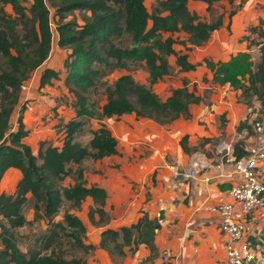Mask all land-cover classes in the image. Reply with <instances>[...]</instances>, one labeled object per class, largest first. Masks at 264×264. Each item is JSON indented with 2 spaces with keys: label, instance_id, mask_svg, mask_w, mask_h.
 <instances>
[{
  "label": "trees",
  "instance_id": "trees-1",
  "mask_svg": "<svg viewBox=\"0 0 264 264\" xmlns=\"http://www.w3.org/2000/svg\"><path fill=\"white\" fill-rule=\"evenodd\" d=\"M201 1L207 3L206 9L210 12L212 4L221 0ZM188 2L156 0L149 10L144 0H0V179L9 167L21 171L14 191L0 192V264H88L87 257L94 244L83 241L86 226L81 218L69 208L63 212L62 220H54L53 216L63 199L70 202L69 207L77 209L89 195L95 204L89 210V217L94 221L96 212L100 221L105 219L106 190L86 184L81 162L116 153L117 140L105 124L91 131L87 143L75 139V134L90 118L134 112L137 116L166 123L188 115L189 104L200 99L194 90L183 84L174 88L166 99H161L151 86L171 72L169 54H175V63L181 70L193 69L199 64L189 62L186 52L174 49L173 44L181 40L173 36L175 32L184 31L190 44L201 45L223 24V13L204 18L191 10ZM236 10V7L231 8L228 16ZM262 23L261 18L259 24ZM53 26L57 44L69 49L63 63L64 83L74 95L76 116L64 124L66 134L62 145L42 140L35 154L23 141L26 130L21 116L14 128L10 117L18 102L21 84L49 55ZM257 27L251 25L249 31ZM259 35L263 36L258 42L261 58L255 69L248 50L231 54L227 60L204 58V63L212 71L213 82H228L240 89L247 101L255 95L263 102L264 31ZM251 44L252 39L249 47ZM138 66L148 72L149 84L133 77L132 71ZM116 69L126 72L111 83L103 79ZM57 76V71L45 68L40 85ZM99 85H104L106 93L101 110L96 99L90 97ZM242 143L238 141L234 146L236 156L246 154L240 146ZM181 144L186 148L185 137ZM72 164L77 166L73 171ZM68 176L73 177V182L65 184ZM30 196L34 209H43L48 227L40 237V248L24 251L18 243L17 229L28 222L23 205ZM159 227L158 218L144 213L129 225L104 228L99 245L113 256L124 255L125 246L134 251L140 243L147 245L152 253ZM61 234L72 236L76 245L83 246L84 257L66 258L58 252Z\"/></svg>",
  "mask_w": 264,
  "mask_h": 264
},
{
  "label": "crops",
  "instance_id": "crops-1",
  "mask_svg": "<svg viewBox=\"0 0 264 264\" xmlns=\"http://www.w3.org/2000/svg\"><path fill=\"white\" fill-rule=\"evenodd\" d=\"M219 2L212 7H217ZM254 2H246L231 17L220 8L218 13H223V24L214 29L201 45L190 44L184 31L173 34L181 39L173 44L174 49L179 53L186 52L189 62L199 64L193 69L181 70L175 63V54H169L171 72L151 86L161 99H166L174 88L183 84L194 90L200 99L189 104L188 115L159 123L131 112L90 118L84 124L83 129L88 125L90 134L105 124L117 140L116 153L91 159L90 168H84L86 184L106 190L105 219L100 221L96 213L94 223L83 218L88 207L93 205L89 195L81 203V210H72L86 226L83 241L94 244L87 257L88 264H229L225 260L224 236L218 227V213L210 207L239 180V176L232 173L229 163L222 168L208 164L213 160L214 146L220 139H231L240 132L244 143L252 139L250 120L259 110L257 106L260 107L261 101L255 95L247 101L241 90L228 82H213L212 71L204 63V58L227 60L238 51H250L249 41L253 36L247 27L255 24L259 15L264 16L263 10L251 11ZM188 4L200 15L207 13L204 1L189 0ZM6 9L9 10L10 6L7 5ZM68 52L69 49L57 44L56 36L46 60L26 80L28 87L21 90L10 117L14 128L18 116H21L26 130L23 141L35 154L42 140L62 145L66 134L64 124L76 116L74 95L64 83L66 68L63 63ZM45 68L57 71L58 76L40 85V76ZM121 70L117 71L119 75L126 72ZM135 71L132 75L136 81L149 84L145 69L140 80ZM103 100L99 110L106 98ZM183 137L186 148L181 144ZM192 160L197 161V173L195 177L185 179L180 172ZM261 167L264 171V160ZM20 176L18 168L9 167L0 179V192H13ZM144 213L158 218L160 223L154 235L155 249L152 253L144 243L134 251L125 246L122 256H113L100 247V233L104 228L129 225ZM253 220L255 233L252 239L260 250L257 261L250 264H264V209L256 212Z\"/></svg>",
  "mask_w": 264,
  "mask_h": 264
},
{
  "label": "built area",
  "instance_id": "built-area-1",
  "mask_svg": "<svg viewBox=\"0 0 264 264\" xmlns=\"http://www.w3.org/2000/svg\"><path fill=\"white\" fill-rule=\"evenodd\" d=\"M27 87L26 81L21 84V90ZM250 126L252 139L240 144L246 154H234V146L243 139L241 132L235 133L231 139L222 138L215 144L213 160L208 164L222 168L229 163L232 173L239 176V180L210 207L218 213V227L224 236L225 260L229 264L254 263L260 250L252 237L255 213L264 209V171L261 167L264 160V108L251 117ZM197 165V161L192 160L180 174L185 179L195 177Z\"/></svg>",
  "mask_w": 264,
  "mask_h": 264
},
{
  "label": "rangeland",
  "instance_id": "rangeland-1",
  "mask_svg": "<svg viewBox=\"0 0 264 264\" xmlns=\"http://www.w3.org/2000/svg\"><path fill=\"white\" fill-rule=\"evenodd\" d=\"M237 1L238 0H223L222 2L217 3V7H213L210 12L207 11V13H201V17H204V18L215 17V15L218 13L220 8L224 9L226 11V14L228 15L231 8L236 7L237 8L236 12H237L238 10H241L246 5V2L250 3L252 0H240V2H237ZM144 2L146 4L147 8L149 10H151L153 7V4L156 3V0H144ZM239 4H241L240 7H239ZM250 8H252L251 11H257L259 9L264 11V0H255V2L252 4V6ZM75 13H79V11L75 12ZM256 13H255V16H257ZM259 13L260 12H258V14ZM258 17H259L258 21L255 22V24H250L247 27V29H249V27L251 25H257L258 26L257 29L255 31H252L250 34L253 36L251 38L252 39V44H251L252 47L250 46L251 47L250 53H251V59H252V66L254 69L256 68L257 63L260 61V58H261V53H260V50L258 47V42L263 38V36L259 35V33H261V31H264V23L259 24V20L261 18L264 19V16L261 17V15H259ZM55 35H56V32H55L54 26H53L52 44H54V42H55ZM143 69H144L143 67L138 66L136 68V71L134 72L137 79H139V80L143 79V77H144ZM117 71H118L117 69L111 71L110 73L106 74L103 77V79H105L108 83H111L119 75V73ZM34 72H35V70L32 71V74ZM90 97L92 99H96V105L99 107V105L104 101L103 99L106 98V93L104 91V85H99L96 88V90L92 94H90ZM247 98H249V97H247ZM260 103H261L260 107L259 106H257V107L259 110H262L264 108V101L260 102ZM89 130H90L89 126L86 125V127L82 131L75 134V139L80 140L82 143H87L90 136H91ZM91 162H92L91 158L85 159L81 162V166H83L87 170L90 168ZM76 167H77L76 164H72L71 165L72 171L75 170ZM72 181H73V177L68 176L64 180V183L67 184V183H71ZM84 202H85V199H84ZM69 205H70V202H68V200L63 199L61 205L59 206V210L53 216V219L54 220H62L63 212L66 209H68V208L70 210L75 209V208L73 209V208L69 207ZM84 205H85V203H84ZM91 207H95V204L93 203V205H90L88 207V210L85 211L83 218L85 220L91 222V223H94L95 221L91 220V218L89 217V210ZM78 209L81 210V206ZM23 212H24L26 218L28 219V222L25 225H23V227H20L17 229L18 234H19L18 243H19L21 249L24 251L27 249H37L38 247L40 248V243H39L40 237L48 227L47 218L44 216L43 209H40V210L34 209L33 198L30 196L23 205ZM95 213L96 212H94V215H95ZM96 214L99 215L98 213H96ZM85 237H86V235H85ZM58 241H61V244H59L60 245L59 247H61V248H60V251L58 250V252H60L64 257H66V258H70L73 256L74 257H76V256L77 257H84V255H85L84 247L76 245L73 242L72 236L61 234V238L58 239ZM0 246H1V244H0ZM42 250L44 251V249H42ZM144 264H147V263H144Z\"/></svg>",
  "mask_w": 264,
  "mask_h": 264
}]
</instances>
